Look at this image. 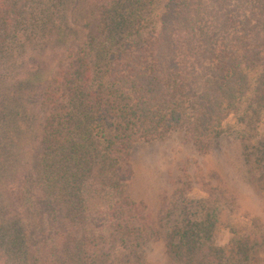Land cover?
Listing matches in <instances>:
<instances>
[{"label": "trees", "instance_id": "1", "mask_svg": "<svg viewBox=\"0 0 264 264\" xmlns=\"http://www.w3.org/2000/svg\"><path fill=\"white\" fill-rule=\"evenodd\" d=\"M97 2L102 10L87 23L72 69L46 94L42 147L30 172V193L49 217L47 232L37 233L44 264H114L119 245L142 247L148 215L125 194L140 140L184 130L204 150L235 114L249 172L264 194V0H166L157 17L154 0ZM69 10L68 0H0V60L18 66L36 43L43 52L68 45ZM157 22L160 30L147 33ZM42 75L31 72L1 103L0 188L19 175L24 97L30 85L36 99ZM8 207L0 189V264H30L24 222L9 217ZM213 225L189 221L170 238L172 262L258 264L256 242L236 235L218 246Z\"/></svg>", "mask_w": 264, "mask_h": 264}, {"label": "rangeland", "instance_id": "2", "mask_svg": "<svg viewBox=\"0 0 264 264\" xmlns=\"http://www.w3.org/2000/svg\"><path fill=\"white\" fill-rule=\"evenodd\" d=\"M68 1L73 26L68 40L73 44L43 52L36 43L21 55L18 66L0 60V108L15 83L30 80L31 72L43 73L38 79L41 83L36 84V99L30 101V85L24 97L27 112H23L28 116L23 118L19 137L22 153L19 175L10 174V179L0 188L10 206L8 216L24 222L29 251L31 247L30 264H44L46 257L37 233L47 232L49 217L43 203L29 190L30 172L36 167L44 136L46 94L59 85L62 72L72 69L74 54L87 41V23H94L102 10L97 0ZM154 2L153 16L157 17L166 0ZM158 23L157 30L151 29V25L147 33H157ZM256 70L251 76L255 80L259 74ZM222 128L223 136L212 140L204 150L184 130L135 144L130 154L131 175L125 194L132 202L140 203L148 215L146 240L140 248L119 245L114 264H174L169 254L170 238L178 237L189 221L205 219L214 222L210 237L216 245L225 246L236 235L249 238L262 253L258 264H264V194L245 160L241 136L244 125L233 114L227 117ZM260 132L264 134V115ZM141 253L145 255L143 259L139 258Z\"/></svg>", "mask_w": 264, "mask_h": 264}]
</instances>
